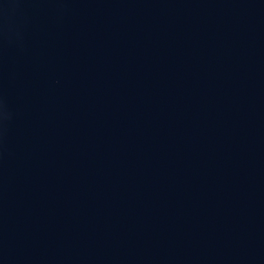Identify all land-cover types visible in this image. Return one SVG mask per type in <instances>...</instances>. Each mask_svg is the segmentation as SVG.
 Masks as SVG:
<instances>
[{"label": "water", "instance_id": "obj_1", "mask_svg": "<svg viewBox=\"0 0 264 264\" xmlns=\"http://www.w3.org/2000/svg\"><path fill=\"white\" fill-rule=\"evenodd\" d=\"M0 264H264V0H0Z\"/></svg>", "mask_w": 264, "mask_h": 264}]
</instances>
